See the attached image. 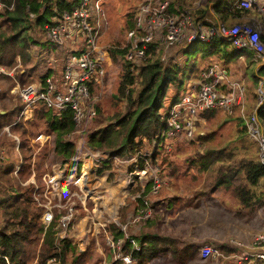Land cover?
<instances>
[{
    "label": "trees",
    "instance_id": "obj_1",
    "mask_svg": "<svg viewBox=\"0 0 264 264\" xmlns=\"http://www.w3.org/2000/svg\"><path fill=\"white\" fill-rule=\"evenodd\" d=\"M78 1L0 0V65L6 69H13L15 72L13 78L3 77L2 82L0 79V102L4 103L7 97L11 99L10 101L7 98L9 101L4 103L6 113L0 114V119L16 116L23 107L18 95L9 93L15 81L19 86L33 81L43 83L46 76L52 75L50 74V67L42 73L35 71L36 65H45L46 58L40 57L32 51V45L36 41L31 38L29 41L27 40L26 36L27 34L29 36V29L39 27L45 35V26L51 24L54 18H59L62 12L72 10ZM229 1L231 0H200L198 5L194 6L191 4V0H168L167 11L176 16L186 10L193 22L200 21L206 24L208 21L205 20V17L211 20V23H215L212 22L215 21L214 18L209 17L211 8L213 15L225 22ZM140 3L138 0L133 11L127 14L131 20V23H127L128 30L134 26L135 13ZM98 4L99 11H95L90 4L88 5L90 10L88 21L94 30L95 41H97L103 23L101 0H98ZM231 11L239 15L242 13L241 10L236 9ZM44 44L45 47L48 48L49 45L52 49L55 45L48 44L47 41ZM175 45L180 47L178 51L184 56L180 64L171 63L169 59L165 62L160 59L163 47L167 46L157 40L145 45V54L142 59L121 60L117 87L111 98L115 102H122L123 110L122 112L110 113L99 119L100 101L93 103L94 114L90 119L91 121L89 120L91 124L88 122L89 128L92 126L91 129L87 128L85 132V140L90 147L99 151H108V155L117 158L142 149V139L144 142L150 143L151 139L156 138L160 133L170 105L187 90L190 84V82H185L186 79H190L192 82L197 81L200 72L211 64L210 58L212 56L219 60L218 64L226 74L230 69L228 66L230 62L237 63L240 55L244 57L246 61L237 63V66H242L243 73L247 78L244 84L245 92H248V95L245 94L244 96L245 110L255 111L259 123L264 127V103L254 109L255 102L253 100V89L256 87L257 79L264 77V64L256 66L254 62H251L249 59L251 57L250 51L235 49L229 42L218 37H212L207 42H181ZM104 50L107 51L109 64L103 63V81L106 79L110 62L116 59V55H124L127 46L105 48ZM33 54L37 55V59ZM33 57L35 62L32 64L30 61ZM198 60H203V63L197 65ZM16 66L20 69L15 70ZM20 70L22 71L20 72ZM94 79L95 77L92 76L90 83H88L91 94L93 93ZM225 87V83L218 85L221 91H224ZM168 92H171V96L164 105L163 102ZM237 110L238 108L235 106L230 114H226L219 108L205 109L198 113L197 119L208 120L216 113H221L227 118L232 117L241 126L236 131L233 140L236 137L244 139V121ZM32 111L34 117L32 122L27 123L28 134H25L24 127L21 128V121L15 124L19 129L18 135L21 140L19 146L23 153L25 165H23L24 168L20 174L24 176L32 165L39 185L40 192L38 195L41 197L44 184L40 175L44 171L42 166L46 163V154L42 151L32 160V145L29 144L27 137L36 139V135L39 133L51 135L48 150L50 154L47 155L46 167L47 171H50L51 164L65 161L77 153L73 140L76 139V135L74 134L75 126L71 109L67 108L56 113L53 109L45 107L43 103L37 102ZM197 127L198 124L194 136L198 134ZM178 136L180 135L171 137L169 141ZM196 137L203 143L213 136L210 131L203 136L197 135ZM182 138L181 142L186 144L187 141L184 137ZM188 145L193 146L194 144ZM219 145L208 147L203 155L196 152L193 157H190L189 165L195 166L196 173L210 174V178L213 179V189L222 186L229 190L234 204L238 207V213L245 212L247 215L246 212L254 213L256 210L264 208V197L262 194H256L252 189L259 184L264 186V165L260 163L257 149H255L256 145L251 152L247 151V147L234 145L228 148L227 144L222 145L220 143ZM165 148V142H159L155 146L153 154L150 155L149 161L154 162L155 157L159 154L167 155L168 151H165ZM138 165L139 168L142 167L141 162H138ZM12 169L10 160H0V264H82V257L86 253L79 251L67 238L60 237V230L54 228L61 212L53 208L51 221L44 225L40 221L43 208L37 204L33 197L34 184H18L14 181ZM133 179L135 181V177ZM152 183L153 181L149 179L137 197L139 205L137 208L141 210V213L137 212L135 215H138L134 219L136 223L141 218H149L151 214L156 212L155 209L158 212L164 210V208L161 210L162 202L160 199L151 200V197L157 196L159 192V184L155 193L150 191ZM63 197L65 198V195ZM61 211L64 212V209ZM106 229L104 244L108 251V253L106 251L107 256L111 251L112 255L110 256L113 258V252L119 250L120 253L122 252L120 256L128 255L131 258L130 264H144L162 252L170 253L173 264H183L186 258L195 256L201 243L205 244V242L210 241L214 244L217 243V248L226 257L237 255L243 250V247L236 241H221L210 238L193 240L188 237L185 242L183 241V244H180L173 234H165L166 237L157 234L128 237L118 224L112 222L107 223ZM106 235L112 245L106 243ZM133 240L137 241V247H135ZM246 250H249L247 254L245 252L246 264H264L263 260L256 259L252 255V251L248 247ZM108 264H120V261L110 259ZM122 264L125 263L122 262ZM219 264H225L224 260H221Z\"/></svg>",
    "mask_w": 264,
    "mask_h": 264
},
{
    "label": "rangeland",
    "instance_id": "obj_2",
    "mask_svg": "<svg viewBox=\"0 0 264 264\" xmlns=\"http://www.w3.org/2000/svg\"><path fill=\"white\" fill-rule=\"evenodd\" d=\"M137 2L138 0H101L103 23L96 41L99 46L104 49L126 46L127 23H131L130 16L127 14L133 11ZM257 15V19L264 24V18L261 14L257 13ZM29 30L30 37L27 34V40L29 41L31 38L36 41L32 45V51L40 55V57L46 58L45 65H36L35 71L42 73L50 67V74H52L55 85L64 88L63 80L61 79L63 61L67 55L69 57L70 54L84 51L82 39H78L77 43L75 39H67L64 44L53 45V49L48 50L44 46V43L46 41L48 44L53 43L48 41L44 35V31H41L39 27ZM19 45L22 46V44ZM179 49L180 47L175 44L163 47L160 59L164 62L169 59L171 63L180 64L184 56L178 51ZM33 56L37 59V55L33 54ZM35 58L33 57L30 63L33 64ZM115 58L108 66L106 79L101 84L102 86L92 93L95 95V103L100 101L99 119L110 113L122 112L123 110L122 102H115L111 98L117 87L120 72L119 65L122 63L123 55H116ZM210 59L212 60L211 64H218L219 62L214 56ZM202 63L203 60L197 61V65H201ZM108 64L109 59L107 60ZM17 66L15 70L20 69ZM228 66L230 69L226 77L233 83L247 80L242 66H237L236 62H230ZM185 82L191 83L192 81L186 79ZM245 94L248 95V92H245ZM169 96H171V92L166 94V99L164 98L163 102L164 105L168 102ZM245 105L244 102V110ZM245 111L250 113V109ZM237 113L243 118L244 113L238 110ZM88 122L84 127L80 125L74 128L76 139L73 140L77 148V153L72 156L75 158L74 161L68 158L65 161L55 162L53 163L54 165L51 164V171H46L45 173L50 174L51 179V182L48 180L45 182L47 184L45 190L47 201L49 200L50 204L52 202L56 203L55 206L59 208L61 213L63 212L61 211L63 210L62 207L71 206L73 209L71 213L70 209H68L69 213H67L66 217L70 219V222L66 233L59 236L67 238L79 251L86 253L82 257V264H108L110 259L120 261V264H122L119 259L122 252L120 253L119 250L113 252V258L110 256L112 255L111 251L107 256L108 251L104 244V238L108 222L118 224L127 233L128 237L142 234H157L166 237L165 234H173L180 244H183L188 237H191L193 240L210 238L230 242L243 239L242 242L250 243L251 236L248 232H253L252 227L259 228V231L264 228V209L254 213L246 212L247 215L245 212L238 213V207L234 204L229 190H226L222 186L213 189V179L210 178V174L196 173L194 170L195 166L193 164L189 165L190 157H193L196 152L203 155V152L208 147L214 145L217 147L220 146V143L222 145L227 144L228 148L236 145L238 147H247L248 152L254 150L255 144L246 134L243 136L244 139L236 137L233 140L236 131L241 126L232 117L227 118L221 113H216L208 120H199L197 127L199 134L197 135L203 136L205 133L211 131L212 138L202 143L196 137L197 135H195L192 139H185L187 142L184 144L181 142L182 136L174 137L167 143V147L165 148V151H168L167 155L159 154L155 157L156 160L154 162H147L144 172H138V176L129 163L120 162L121 157L117 159H103L101 163L96 160L97 155L108 153V151H99L86 143L85 132L91 124ZM91 126L89 129H91ZM142 144V149L137 151L148 152L151 150V141L150 143L144 142V139H142ZM188 144L194 145L190 146ZM156 145H154L153 150ZM48 150L49 147L44 151L46 154V163H44L46 167L47 155L50 154ZM88 162H90V165ZM140 162L144 166L141 160ZM84 164L85 166H90L89 173L85 174V176ZM134 175H136L135 181L133 179ZM152 176H155L157 179L159 192L157 196H152L151 200L154 198L160 199V202H162L161 210L163 208L164 210L158 212L155 209L156 212L151 214L149 218H141L136 223L134 219L138 217V215H135L139 210L137 208L139 206L137 197L146 182L149 179H153ZM26 177L27 173L23 178ZM42 178L46 179L44 176ZM252 189L256 194H262L264 197L263 185L259 184ZM64 195L65 198L63 197ZM133 241L135 247H137V241ZM203 244L201 243L199 247ZM205 244L214 247L219 254L216 257L204 259L200 256L197 249L195 256L186 258L183 264H219L221 260H224L225 264H246L247 262L246 254L249 250L245 249L237 255L226 257L217 248V243L214 244L210 241L205 242ZM170 259L169 252H162L156 258L144 264H170V262L173 264L172 259L171 261Z\"/></svg>",
    "mask_w": 264,
    "mask_h": 264
},
{
    "label": "built area",
    "instance_id": "obj_3",
    "mask_svg": "<svg viewBox=\"0 0 264 264\" xmlns=\"http://www.w3.org/2000/svg\"><path fill=\"white\" fill-rule=\"evenodd\" d=\"M140 2L134 17V26L126 32L127 50L123 55L124 60L142 59L145 54V45L153 40H157L164 46H170L181 42H207L212 37H218L229 42L235 49L250 51L252 62L264 64L262 24L258 19H245L241 15L253 8L256 5V0H232L229 10H241L242 19L229 25L221 22L211 23L208 21L206 24L200 21L193 22L186 10L180 15L174 16L167 11L168 0H140ZM89 4L95 11H99L98 0H79L72 10L62 12L59 18H54L51 24L45 26V36L48 41L55 45H62L67 39H75L76 43L78 39H82L84 51L70 54L69 57L67 55L64 59L61 71L64 88L55 85L52 75L46 76L43 83L35 81L22 86L15 84L12 87L11 91L16 93L23 103V114L30 111L37 102H41L56 113L67 108L71 109L75 127L80 125L84 127L93 116L95 95L91 94L88 83L94 76L92 89L93 91L100 89L104 77L103 63L107 65L108 54L95 41L94 30L88 21ZM256 9L264 18V4L257 5ZM1 73L12 76V73L5 71L2 66H0ZM225 77V71L216 63L204 68L200 72L199 79L190 83L187 90L170 105L163 128L156 138L151 139V150L148 152L134 151L124 158L121 157L120 162L129 163L138 176L139 173L144 172V167L149 162L150 153L153 152L155 144L163 141L167 147L169 139L177 134L185 139L194 137L199 122L197 119L199 112L205 109L219 108L226 114H230L233 107L237 106L238 111L244 113L245 134L256 145L260 163L264 165V127L259 123L255 111L247 113L244 110L245 86L243 82L233 83L226 81ZM222 83L226 84L224 91L218 88V85ZM253 95L254 109H256L264 103V77L257 79ZM44 141H47L46 137ZM147 156L148 158H146ZM70 158L73 161L75 159L74 157ZM96 158L99 163L107 158L117 159L107 153L97 155ZM140 160L144 163L141 168L138 167ZM44 177L46 179L43 178L42 181L45 188L43 185L44 191L42 189L41 197L38 195L40 191L37 185H34L33 197L37 204L43 208L40 221L47 225L52 219V209L57 206H55L56 203L50 204V201H47L45 195L47 184L45 182L47 180L51 182L50 174H45ZM152 178L153 183L150 191L155 193L158 182L155 176ZM56 209L59 211V208ZM62 209L64 212L58 216L55 228L60 230V234H65L70 222V219L66 217L69 213L68 209H70V213L73 209L71 206L62 207ZM138 213H141V210H138ZM105 240L109 245H112L107 235ZM248 247L256 259L264 261V228L252 235ZM199 254L205 259L216 257L219 253L214 247L204 244L199 247ZM119 258L125 264L131 262L127 255L119 256Z\"/></svg>",
    "mask_w": 264,
    "mask_h": 264
},
{
    "label": "crops",
    "instance_id": "obj_4",
    "mask_svg": "<svg viewBox=\"0 0 264 264\" xmlns=\"http://www.w3.org/2000/svg\"><path fill=\"white\" fill-rule=\"evenodd\" d=\"M199 1L200 0H191V4H193L194 6H197ZM229 2L231 3L232 0ZM229 2H228V4H229ZM260 4H264V0H256V5H254V7L251 8L250 10L243 12L241 15L244 16L245 19H249V18L257 19V17H258L257 13L258 12H256V6L260 5ZM227 13L228 14H227L226 21L223 22V21H220L216 15H213V11L210 8V11H209L210 16L209 17L214 18L215 21H212V22H219L220 21L221 23L223 22L224 24H227V25L232 24L234 21L237 22L240 19H242V17L239 14H234L231 10H229V7L227 8ZM205 20H207L209 22L211 21V20L207 19L206 17H205ZM261 24H262V28H263L262 39L264 41V38H263L264 37V24L263 23H261ZM48 50H52V47L49 45H48ZM240 56L238 57V62H237L238 64L242 63L245 60L244 57H242V56L240 59ZM249 59L251 61V57ZM259 65L260 64H256V66H259ZM0 66H2L5 69V71L12 73V76L1 73L0 74L1 82L4 79L3 77L13 78V76H14L13 69H6L3 65H0ZM21 71L22 70H20V72ZM225 80L231 81L227 77H225ZM240 81H242L243 84H245L244 80H240ZM33 82H35V81H33ZM29 83H31V82H29ZM15 84H18V83L15 81L14 85ZM11 89L9 90V93L13 94L14 92H12ZM0 90H1V87H0ZM7 98L5 99L4 103L8 102L9 100L11 101V99L8 98L9 99L8 100ZM4 103L0 102V114L6 113V108H5L6 105ZM32 109L30 111H27L25 114H23L22 108H21V110L18 112V114L16 116H14V117L10 116V117H7L5 119H0V160H2V161L3 160H10V163L13 166L12 175H14V178H15L14 181H16L18 184L26 185L28 183H32V184L37 185L39 187L38 181L36 180V177H35V171H34L32 165H31L30 169L28 168L26 178H23L24 176L22 174H20V171L24 168L25 165H24V161H23V159H24L23 153H22V150L20 149V146H19L20 141H21L20 137L18 135L19 129L15 125L18 121H21L20 122L21 128L24 127L25 134H28L27 123L32 122L33 117H34ZM50 136L51 135H49V134L39 133L36 135V139H34V137H32V138L27 137V139L29 140L28 141L29 144L32 145V152H31V159L32 160L34 159L35 156L39 155L42 151L44 152L46 150V148L49 147ZM45 137L47 138L46 142L44 141ZM43 161H44V158L42 159V164H43ZM52 165H54V164H52ZM50 167H51V165H50ZM42 168L44 169V171L41 173L40 178L43 180L42 177L45 175V173L47 171L45 164H44V166H42ZM263 209L264 208H260L256 211H261ZM263 224H264V221H263ZM252 231L253 232H248V234H250L251 237L256 232H259V228L253 226ZM236 241L238 242V244H240L243 247V250L247 249V247L250 245V243L242 242L243 239L236 240ZM250 241H251V238H250Z\"/></svg>",
    "mask_w": 264,
    "mask_h": 264
},
{
    "label": "bare ground",
    "instance_id": "obj_5",
    "mask_svg": "<svg viewBox=\"0 0 264 264\" xmlns=\"http://www.w3.org/2000/svg\"><path fill=\"white\" fill-rule=\"evenodd\" d=\"M88 160H89V159H88ZM88 163H89V165H90V162H88ZM84 166H85V164H84ZM84 166H83V167H84ZM89 168H90V166H88V165L85 166L84 176H85V174L87 175V173H89ZM84 176H83V177H84ZM83 177H82V179H83ZM85 179H86V178H85Z\"/></svg>",
    "mask_w": 264,
    "mask_h": 264
}]
</instances>
